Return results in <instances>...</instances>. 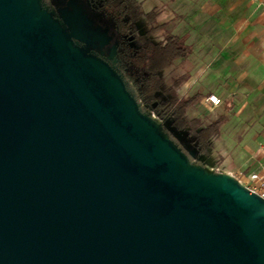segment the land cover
Masks as SVG:
<instances>
[{"label":"water","instance_id":"95a60500","mask_svg":"<svg viewBox=\"0 0 264 264\" xmlns=\"http://www.w3.org/2000/svg\"><path fill=\"white\" fill-rule=\"evenodd\" d=\"M41 0H0V264H264V200L192 164Z\"/></svg>","mask_w":264,"mask_h":264},{"label":"trees","instance_id":"16d2710c","mask_svg":"<svg viewBox=\"0 0 264 264\" xmlns=\"http://www.w3.org/2000/svg\"><path fill=\"white\" fill-rule=\"evenodd\" d=\"M52 3L51 11L66 24L61 11L75 3L93 28L108 35L107 42L97 40L96 44L88 45L78 40L70 27L67 29L68 35L83 48H89L90 53L109 63L141 112L155 113L161 121L162 133L190 163H204L216 147L222 124L233 115L234 102L216 110L215 117L190 113L203 95L197 92L181 96L179 89L188 79L187 74L177 73L166 79L164 72L177 59L187 58L191 47L186 44L185 36L170 30L169 21L159 22L158 7H147L144 0H52Z\"/></svg>","mask_w":264,"mask_h":264},{"label":"crops","instance_id":"0c3cea01","mask_svg":"<svg viewBox=\"0 0 264 264\" xmlns=\"http://www.w3.org/2000/svg\"><path fill=\"white\" fill-rule=\"evenodd\" d=\"M185 3H189V56L196 68L189 87L199 81L217 82L221 92L210 91L200 104L205 105L210 94L221 99L213 105L216 110L234 102L227 136L221 139L227 154L219 157H230L237 163L233 169L258 170L264 164L263 0H185L179 6Z\"/></svg>","mask_w":264,"mask_h":264},{"label":"rangeland","instance_id":"374dc122","mask_svg":"<svg viewBox=\"0 0 264 264\" xmlns=\"http://www.w3.org/2000/svg\"><path fill=\"white\" fill-rule=\"evenodd\" d=\"M147 7L157 6L160 14L158 17L159 22L169 21V28L172 32L179 36H185V42L189 46V3L186 5L179 6L180 2H185V0H144ZM180 7L179 9L177 7ZM185 8V9H184ZM53 14L57 16L55 11H52ZM62 17L65 19L69 27L71 28L72 33L78 40L85 41L88 45L96 44L97 40L99 42L104 43L107 42L109 37L106 33L98 31L96 28H93L90 25L89 20L86 15L82 12L81 8L77 6L75 3L72 5V8L62 9L61 11ZM61 20V19H60ZM161 33V32H160ZM159 33V34H160ZM161 35V34H160ZM161 38V36L159 37ZM158 38V39H159ZM85 52H89V48L83 49ZM192 59L188 56L185 59H177L174 65L168 68L164 72V77L168 79L171 75L177 73H186L188 79L183 82L179 89V94L181 96H191L197 92H201L203 96L208 94L210 91H215L220 93L219 84L217 82L212 83L211 85H205L200 81L194 85L192 88L189 87V75L196 70V68L192 67ZM205 105L197 103L196 106L190 109V113H205L209 117L216 116V107L210 104L208 101H205ZM193 110V111H192ZM153 113V112H150ZM155 114V113H154ZM231 120V119H230ZM230 120L226 121L221 126L220 136L216 142V147L210 153V155L206 158L204 163L200 164L201 167L209 170L211 166H216L220 168H236L237 163H234L230 157H224L220 159L219 156L225 155L228 149L226 146L224 147L221 144V139L224 136H227V130L230 127ZM247 172L251 171V169H246Z\"/></svg>","mask_w":264,"mask_h":264},{"label":"built area","instance_id":"2783aa9c","mask_svg":"<svg viewBox=\"0 0 264 264\" xmlns=\"http://www.w3.org/2000/svg\"><path fill=\"white\" fill-rule=\"evenodd\" d=\"M207 101H209L214 106L219 105L221 103V99L215 94L208 95ZM149 115L155 122L161 125V121L154 113H150ZM209 170L213 172L224 173L228 176L235 178L250 193L256 194L264 200V164H262L258 170H253L249 172L243 169H226L216 166H211Z\"/></svg>","mask_w":264,"mask_h":264},{"label":"clouds","instance_id":"9594fccd","mask_svg":"<svg viewBox=\"0 0 264 264\" xmlns=\"http://www.w3.org/2000/svg\"><path fill=\"white\" fill-rule=\"evenodd\" d=\"M42 7L46 8L48 11L54 10V5L52 0H41Z\"/></svg>","mask_w":264,"mask_h":264},{"label":"flooded vegetation","instance_id":"af4514ba","mask_svg":"<svg viewBox=\"0 0 264 264\" xmlns=\"http://www.w3.org/2000/svg\"><path fill=\"white\" fill-rule=\"evenodd\" d=\"M159 119V118H158ZM160 120V119H159Z\"/></svg>","mask_w":264,"mask_h":264}]
</instances>
